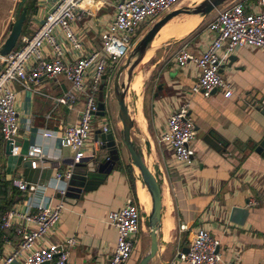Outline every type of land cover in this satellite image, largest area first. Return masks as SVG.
Wrapping results in <instances>:
<instances>
[{
    "label": "crops",
    "instance_id": "0c3cea01",
    "mask_svg": "<svg viewBox=\"0 0 264 264\" xmlns=\"http://www.w3.org/2000/svg\"><path fill=\"white\" fill-rule=\"evenodd\" d=\"M239 1H246L249 11L260 10L255 6L250 7L247 0ZM34 2L32 25L38 30L46 11L41 0ZM17 3L18 0H0V48L9 36ZM110 4L115 5V2ZM106 6H98L100 9L94 18L83 15L74 24L76 29L73 26L84 43L85 54L101 49V30L97 27L101 23L97 15ZM114 15L113 9L111 15H108L110 19L104 25ZM84 20L90 23L87 30H83ZM200 23L195 30L175 38L180 40L169 43L160 52V58L152 67V72L157 71V76L149 92L144 94L141 112L137 108L135 117L145 144L150 146V154L145 159L151 162V166L148 165L152 167L162 190L159 250L150 264H187L178 259L179 252L184 253L192 245L199 229L207 230L220 242L218 250L222 256L221 264H264V158L250 148L252 143L256 145L264 138V51L240 48L232 55L225 50L220 52L221 74L233 88L232 98H226L222 90L214 92L210 97L201 93L194 94L192 89L199 81L200 70L194 63L179 67L176 56L184 45L197 56L208 50L215 34L208 29V25L199 29ZM156 45L161 43L157 41ZM44 50L48 54V49ZM114 69V65L109 68L108 79ZM10 88L16 94L21 154L7 156V142L0 133V173L10 184L13 178L26 180L25 169L18 165L19 158L28 154L31 145L42 147L43 162L33 168L39 173L33 178L35 182H30L38 186L34 201L47 206L57 205L62 200L59 194L66 183L57 182L56 175L69 169L75 155L74 149L63 144L61 136L67 127L79 122L85 107V95H80L73 106L59 103L58 99L72 88L70 81L63 75L43 80L34 86L33 91L25 90L15 82L10 84ZM187 102L190 103L191 116L197 129L193 142L195 156L190 165L177 161L171 148L159 143L160 136L168 130V119ZM111 113L114 111L111 110ZM140 114L145 123L143 127L139 121ZM115 115V128L120 133L122 127L117 110ZM100 118L96 115L93 121L94 131L86 150H95L96 157H105L106 151L101 150L97 132L105 133L104 127H109L117 140L120 135L117 136L109 119ZM43 130L53 131L56 137L44 138ZM208 134L224 142L226 146L222 151L212 149L204 141ZM139 150L142 153L143 150ZM130 160L124 148V164L121 168L116 165L108 177L94 190L84 193L82 199L71 203L63 201L65 208L61 221L46 240L64 247L69 237H75L77 245L71 249V264H108L112 258L118 232L110 224L109 214L121 210L129 198L140 200L138 191L143 186L138 184L136 172L133 185L125 169V166L132 165ZM13 198L16 203L10 210L25 212L26 195L14 188ZM253 199L258 205L249 206V201ZM13 226L27 231L37 228L34 223L21 217L13 219ZM182 226H187L188 230L182 231ZM3 236L2 231L0 255L7 257L18 247L20 238L14 230L9 233L8 243L3 240ZM147 237L145 217L135 238V251L140 252L145 247ZM138 256L137 264L141 257L140 254ZM13 264H23V261ZM129 264H133V261Z\"/></svg>",
    "mask_w": 264,
    "mask_h": 264
},
{
    "label": "built area",
    "instance_id": "2783aa9c",
    "mask_svg": "<svg viewBox=\"0 0 264 264\" xmlns=\"http://www.w3.org/2000/svg\"><path fill=\"white\" fill-rule=\"evenodd\" d=\"M101 0H41L46 14L32 36L22 38L21 44L9 55L0 57V129L3 140L13 145L12 155L20 153L19 113L16 109V94L10 84H20L25 90L33 91L34 86L43 80L65 76L72 88L59 103L73 106L80 95H85V107L76 125L67 127L61 136L63 144L75 150L72 165L56 175V181L68 183L73 177L74 167L86 159L96 157L95 150L87 151L94 131L93 121L98 113V91L104 76L113 63L128 59L137 45L136 37L140 30L152 27L167 14L180 9L184 0H118L115 15L107 24H97L101 30V49L84 53V43L73 29L83 15L94 18L99 9L108 5ZM249 6L258 7L257 12L249 11L244 1L230 0L216 9L208 29L215 38L208 50L200 56L182 46L176 56L179 67L194 63L200 70L198 83L193 87L194 94L210 97L222 90L226 98L234 95L231 84L221 74L220 52L225 50L232 55L240 48L264 51V0H247ZM100 8H98V6ZM111 5V4H110ZM182 8V7H181ZM44 48L48 49V54ZM71 60H70V59ZM110 78V77H109ZM103 131L108 133L109 127ZM44 138L56 137L53 131L43 130ZM197 136L196 124L191 116L190 103L182 104L168 119V130L159 138L160 145L171 148L177 161L192 164L195 152L193 142ZM42 147L31 145L24 160L32 162V168L43 162ZM13 188L27 197L26 211H7L1 218L3 240L9 242V233L14 230L20 238L18 247L12 254L0 255V264H71V249L77 245L75 237H69L64 247L50 243L46 237L58 227L65 203L54 206L38 204L34 195L38 186L23 178H13ZM64 194L63 190L61 192ZM249 206L258 205L253 199ZM144 210L135 198H129L119 211L109 214L110 224L117 229L116 249L108 264H127L133 257L135 238L144 221ZM21 217L37 228L27 231L13 226V219ZM188 230L187 226L181 227ZM40 242L43 244L40 245ZM220 242L207 230L199 229L188 253L179 252L178 259L187 264H221Z\"/></svg>",
    "mask_w": 264,
    "mask_h": 264
},
{
    "label": "water",
    "instance_id": "95a60500",
    "mask_svg": "<svg viewBox=\"0 0 264 264\" xmlns=\"http://www.w3.org/2000/svg\"><path fill=\"white\" fill-rule=\"evenodd\" d=\"M28 1L29 0H21L19 2L17 13L15 15V21L11 25L9 36L0 48V57L9 55L18 46L23 34L25 22L27 20L26 3ZM228 1L230 0H204L193 8L189 6L182 7L167 14L165 17H163V19L155 23L150 28L148 33L137 43L132 53L128 57L126 64L119 67L113 82V94L119 106L118 118L122 123L120 139L117 140L115 134L111 131L108 133L98 131L97 135L100 137L99 142L101 143V150L106 151V156H97L93 159H86L77 164L74 167L72 179L66 184L65 188L62 189L64 194L61 193L62 191L59 194V198L67 203L82 199L84 193L94 190L97 186H99L102 181L112 172L114 167L121 163L122 152L125 148L130 155L133 167L140 171L143 183L150 194L152 202L151 211L148 215L151 246L149 252L141 259L139 264H150V262L156 257L158 253V234L161 229L163 200L160 184L155 174L152 172L150 166L147 164L144 152H140L133 140V132L140 134V130L136 128V124L130 115L129 107L126 103V97L131 87L133 74L135 69L145 59L158 33L171 20L181 15L206 18ZM234 60L235 58L232 59V61ZM126 71L128 79L127 82L122 83L121 77ZM107 79L108 76H104L103 80L106 81ZM106 109L107 107L104 100L102 98L99 99L98 113L96 115L105 117L107 114ZM204 141L216 151H222L226 146L224 145L223 141L213 137L211 134L206 135ZM146 147L149 155V144H146ZM12 148L13 145L11 142L6 143L5 154L7 156L12 155ZM254 151L264 158V138L262 141L256 144ZM18 165H22L25 169L24 177L26 180L29 182H35V179L33 180V178L39 173V171L32 168V162L29 160H24V157L21 156L19 158ZM188 252L189 248L184 251V253Z\"/></svg>",
    "mask_w": 264,
    "mask_h": 264
},
{
    "label": "rangeland",
    "instance_id": "374dc122",
    "mask_svg": "<svg viewBox=\"0 0 264 264\" xmlns=\"http://www.w3.org/2000/svg\"><path fill=\"white\" fill-rule=\"evenodd\" d=\"M21 0H18V3L20 2ZM109 1V2H107ZM106 2L109 3L97 16V19H99L100 23L101 24H106L107 21L110 19V16L108 15H111L112 11H113V5L110 6V2H118V0H107ZM202 1L204 0H184L183 4L181 7H186V6H189V7H195L196 5H198L199 3H201ZM17 3V4H18ZM18 7V6H17ZM180 7V8H181ZM17 13V8H16V11L14 13V17H13V22L15 21V15ZM106 15L105 19L103 18L104 16ZM213 16H208L206 18H201V23L199 25V29L201 28H204L206 27L209 22L213 19L215 13L212 14ZM102 18V19H101ZM208 18V19H207ZM190 20V17L189 16H186V15H181V16H178L176 17V19L172 22L173 24H180V25H184L186 23H188ZM84 22V29L83 30H87L90 28L89 26V22L87 21H83ZM200 22V21H199ZM11 28V27H10ZM74 28L76 29V25H74ZM151 27H147V28H144L143 30H140L138 32V35L136 37V41H140L147 33L148 31L150 30ZM180 36H177V37H172V38H169L167 40H165L164 38H161L159 36L158 38V41H159V44L161 43V45H156L155 47H153L152 49V52H150V54L148 55V58L146 61H142V63H140V65L135 69V72L133 74V79L136 77V76H142L143 78V87H142V91L136 95V93L134 91H132L131 89L128 91L127 93V97H126V103L129 107V112H130V115L132 117V119L134 120L135 124H136V128L140 129V127L138 126L137 122H136V113L138 111V106H142V99L144 98V94H147L151 88V85L152 83L154 82V79L156 78L157 76V71H154L152 72V67H153V64L158 61V59L160 58V55L165 47L167 45H169V43H172L174 41H179L180 39H175V38H179ZM162 39V40H161ZM183 39V38H182ZM165 40V42H164ZM164 42V43H163ZM163 55V54H162ZM169 55V54H168ZM168 59V58H166ZM126 59H122L121 61L119 62H116V63H113L115 69H114V73H112L110 75V78L107 79L106 81H102L101 84H100V88H99V91H98V94H97V97H98V101L99 99H103L105 104H106V107H107V114L105 117H101L100 119H103V118H107L111 121L112 125H114L113 127V130L116 132L117 136L119 137L120 133L119 131L115 128V123H116V115H115V112L116 110L118 111L119 110V106L117 104V101L115 99V96L113 94V82H114V79L117 75V72L119 70V67H121L122 65H125L126 64ZM127 79H128V76H127V71L122 75L121 77V82H127ZM132 79V81H133ZM111 107V109H109ZM111 110L114 111V113H111ZM119 120V123H120V126L122 127V123ZM133 140H134V143L137 145V147L141 150L144 151V156L147 158L148 157V151H147V147H146V144H145V139L143 138L142 134H138L137 132H133ZM154 148V147H153ZM152 148V150H153ZM131 161V160H130ZM149 165L151 166V162L149 161ZM152 168V167H151ZM153 170V169H152ZM135 172H136V176L138 178V184H142L144 189H146L147 191V188L146 186L144 185L143 183V179H142V176L140 174V172L135 169ZM148 193V191H147ZM149 196V194H148ZM149 207H151V200H150V197H149ZM141 205H142V208L143 210L145 211L144 213H146L147 215L150 213L151 210H148L150 209L149 207L145 206L142 204V202L140 201ZM148 210V211H146ZM146 217V221H147V232H148V237H147V242H146V245L145 247H143V249L141 248L140 252L139 251H135L132 259L127 263L129 264L131 261H133V264H137L138 262V258H139V254H140V259H139V263L141 261V259L143 258V256L145 254H147L150 250V230H149V226H148V217L145 215ZM138 263V264H139Z\"/></svg>",
    "mask_w": 264,
    "mask_h": 264
},
{
    "label": "bare ground",
    "instance_id": "6f19581e",
    "mask_svg": "<svg viewBox=\"0 0 264 264\" xmlns=\"http://www.w3.org/2000/svg\"><path fill=\"white\" fill-rule=\"evenodd\" d=\"M186 16H188V15H186ZM189 17H190V20L191 21H189L188 23H186L184 25L173 24L172 22L176 18H174L167 25H165L161 29V31L158 33L157 37L155 38V40H154V42H153V44L151 46V49L148 51V53H147L144 61L147 60L148 55L150 54V52H152L153 47L156 46V42L158 41L159 36L161 38H164L165 40H167V39L172 38V37L174 38V37H177V36H180L181 37V36L187 35L190 32H192L193 30H195L196 27H197V25L199 24V21L201 22V17H199V16H189ZM132 82H133V86H132V83H131L132 89H131V87H130V89L132 91H134L136 93V95H137V94H139L142 91L143 78H142V76H136L135 79H134V81H132ZM138 109L141 112L140 105L138 106ZM139 121H140V125L143 127V125H145V123H144V120H143V117H142L141 114L139 116ZM136 122H137V120H136ZM137 124H138V122H137ZM138 126H139V124H138ZM146 162H147V164H149L148 163V159H146ZM138 194H139V199H140L139 201H141L143 205L149 207V205H150L149 204V202H150L149 201V197H150L149 192H148V194H149V196H148V194L146 192V189H144L143 186H140L139 187ZM150 200H151V197H150ZM151 207H152V203H151ZM151 207H149L150 209H148V210H151ZM148 210H146V211H148Z\"/></svg>",
    "mask_w": 264,
    "mask_h": 264
},
{
    "label": "trees",
    "instance_id": "16d2710c",
    "mask_svg": "<svg viewBox=\"0 0 264 264\" xmlns=\"http://www.w3.org/2000/svg\"><path fill=\"white\" fill-rule=\"evenodd\" d=\"M35 0H29L26 3V7H27V20L25 22L24 25V29H23V34L22 37L19 41V44L16 48H18L21 44L22 38L25 36H32L36 33L37 28L34 29L33 25H32V16L34 14V10H35ZM0 133H1V129H0ZM2 136V134H1ZM0 141H2V139L0 138ZM255 143H252V145L250 146L251 149L254 150L255 148ZM124 163H122V158H121V163L118 164L117 166H119L120 168L122 167ZM126 171L129 173L132 183L134 185L135 182V169L133 168L132 165H128L125 166ZM14 195V188L12 187V185L6 181L5 176L3 175V173L1 174V181H0V223H1V218L3 216V214H5L8 210H10L12 208V206L16 203L15 199L13 198ZM136 200L139 203V200L136 198ZM2 231L0 229V252L2 249Z\"/></svg>",
    "mask_w": 264,
    "mask_h": 264
}]
</instances>
